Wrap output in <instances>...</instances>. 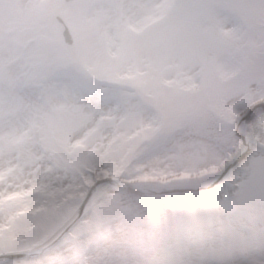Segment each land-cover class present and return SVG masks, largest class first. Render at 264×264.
I'll return each instance as SVG.
<instances>
[{"label": "rangeland", "instance_id": "1", "mask_svg": "<svg viewBox=\"0 0 264 264\" xmlns=\"http://www.w3.org/2000/svg\"><path fill=\"white\" fill-rule=\"evenodd\" d=\"M39 2L0 0V28L15 30L14 36L0 39V216H8V223L0 225V249L21 241L17 234L21 231L27 232L31 246L43 244L59 228L61 213L64 217L74 214L79 204L76 208L72 204L83 200V188L103 178L118 179L137 157L153 132L144 119L145 109L151 107L126 87L141 90L153 110L169 105L195 118L211 110L229 125L264 101V76L254 62L264 44L248 40L242 46L233 31L222 29L226 44L222 53L235 60L239 56L240 62L248 64L245 74H239L213 54L214 41L196 11L188 10L180 23L161 27L175 0H56L45 9ZM33 7L40 10L32 30L25 18L35 12ZM242 15L250 32L264 26V9L245 7ZM57 16L68 23L74 46L64 43ZM153 20L159 28L142 37L159 35L166 43L142 51L135 46L142 38L137 33ZM13 39L29 40L31 47L22 51ZM73 47L80 50L84 66L102 85L90 88L98 98L87 94L85 100L43 74L42 69L62 62ZM125 75L126 83L121 81ZM134 75L135 80H129ZM81 126H88L86 134L74 139ZM139 128L143 131L135 136ZM247 135L259 141L254 126ZM44 138L49 141L48 152ZM73 145L81 146L75 155ZM232 147L238 154L240 146ZM116 195L100 189L93 205L101 203V209L110 212L116 207ZM10 196L17 197L7 199ZM43 206L48 209L45 214L24 216ZM19 218L18 222H36L21 228ZM92 259L95 264H116L121 257L101 249Z\"/></svg>", "mask_w": 264, "mask_h": 264}, {"label": "clouds", "instance_id": "2", "mask_svg": "<svg viewBox=\"0 0 264 264\" xmlns=\"http://www.w3.org/2000/svg\"><path fill=\"white\" fill-rule=\"evenodd\" d=\"M244 2L182 0L184 7H172L161 27L180 23L188 10H194L212 41L222 40V29L227 27L242 46L248 40L264 44V26L257 33L237 26L244 21ZM211 51L226 66L235 63L215 47ZM42 71L50 81L79 92L85 100L87 89L102 86L92 78L76 47L64 53L62 62ZM144 119L153 126L149 141L118 179L103 178L82 189L83 200L72 204L79 207L70 216L61 213L60 226L40 249L41 257L62 255L73 264H95L92 258L108 249L120 255L116 264H175L177 260L204 264L213 250L227 243L235 227L233 215L223 208L233 206L238 193L245 194L236 206L248 227L264 230V182L253 180L254 173L264 169V150L256 147L264 133L258 135L259 141L253 140L247 155H237L235 149L204 136L195 116L178 108H146ZM87 127H79L73 138L85 135ZM103 185L127 194L116 205L117 218L111 225L100 221L102 204L92 203L95 190Z\"/></svg>", "mask_w": 264, "mask_h": 264}, {"label": "snow or ice", "instance_id": "3", "mask_svg": "<svg viewBox=\"0 0 264 264\" xmlns=\"http://www.w3.org/2000/svg\"><path fill=\"white\" fill-rule=\"evenodd\" d=\"M159 3L160 0H155ZM173 8L184 7L182 0H175L171 5ZM244 7H253L264 9V0H245ZM237 26L248 25L245 21H240ZM166 43V38L159 35H147L139 38L135 42V46L142 51H149L155 47H163ZM214 47L223 52L226 48L225 38L214 41ZM254 62L259 66V71L264 76V51L255 58ZM241 74L246 72V65L240 62L237 56L235 63L232 66ZM200 131L204 136L214 137L218 144L224 148L234 149L232 145L240 146L239 155H247L253 140L247 135L248 128L254 126L258 135L264 133V101L250 107L243 116L236 120L234 124H225L211 110L206 111L196 117ZM257 149L264 150V139L256 143ZM227 163V160H225ZM253 180L256 182H264V169L257 170L253 175ZM104 191H110L107 185L98 186ZM96 191V190H95ZM126 193L119 192L113 198L118 205L125 200ZM245 198L244 193L237 194V202L233 206L225 205L223 210L229 211L234 217L235 227L228 234L227 243L218 249L212 251L211 258L206 260L204 264H264V230H251L242 215V209L236 204H242ZM100 221L104 225H111L117 218L116 207L110 212L99 210ZM35 220L27 222H18L21 228L25 223H35ZM8 223V216H0V225ZM22 237L21 241L16 242L11 247L0 249V264H73V261L62 255H53L41 257L40 248L31 246L30 237L26 231L17 233ZM175 264H181L179 260Z\"/></svg>", "mask_w": 264, "mask_h": 264}, {"label": "water", "instance_id": "4", "mask_svg": "<svg viewBox=\"0 0 264 264\" xmlns=\"http://www.w3.org/2000/svg\"><path fill=\"white\" fill-rule=\"evenodd\" d=\"M61 23H63L62 20H60ZM64 37H65V40L67 43L69 44H72V37H71V34L69 32V29L65 27V30H64Z\"/></svg>", "mask_w": 264, "mask_h": 264}]
</instances>
